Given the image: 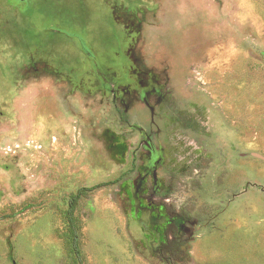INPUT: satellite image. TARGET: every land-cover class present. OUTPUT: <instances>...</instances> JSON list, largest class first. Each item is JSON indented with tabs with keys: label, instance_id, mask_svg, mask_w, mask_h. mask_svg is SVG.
<instances>
[{
	"label": "rangeland",
	"instance_id": "1",
	"mask_svg": "<svg viewBox=\"0 0 264 264\" xmlns=\"http://www.w3.org/2000/svg\"><path fill=\"white\" fill-rule=\"evenodd\" d=\"M0 264H264V0H0Z\"/></svg>",
	"mask_w": 264,
	"mask_h": 264
},
{
	"label": "trees",
	"instance_id": "2",
	"mask_svg": "<svg viewBox=\"0 0 264 264\" xmlns=\"http://www.w3.org/2000/svg\"><path fill=\"white\" fill-rule=\"evenodd\" d=\"M81 192H78L70 201L69 208H68V216L70 218V224H71V230L74 235L73 237V249L76 252L77 257L79 258L80 250H79V240H78V233H77V226L75 224V218H74V210L77 198L79 197Z\"/></svg>",
	"mask_w": 264,
	"mask_h": 264
},
{
	"label": "bare ground",
	"instance_id": "3",
	"mask_svg": "<svg viewBox=\"0 0 264 264\" xmlns=\"http://www.w3.org/2000/svg\"><path fill=\"white\" fill-rule=\"evenodd\" d=\"M193 20H194V19H193ZM206 20H207V19H206ZM197 23H198V22H197ZM204 24H205V23H204ZM204 24H203V25H204ZM197 25H198V24H197ZM206 27H207V26H206ZM209 27H211V26H209ZM189 33H190V32H189ZM189 33H188V34H189ZM209 36H210V35H209ZM198 40H199V39H198ZM188 41H190V40H188ZM200 42H201V40H200ZM203 44H204V43H203ZM189 59H190V58H189Z\"/></svg>",
	"mask_w": 264,
	"mask_h": 264
},
{
	"label": "flooded vegetation",
	"instance_id": "4",
	"mask_svg": "<svg viewBox=\"0 0 264 264\" xmlns=\"http://www.w3.org/2000/svg\"><path fill=\"white\" fill-rule=\"evenodd\" d=\"M71 35H73V37H76V34L75 33H71ZM84 47V45H82Z\"/></svg>",
	"mask_w": 264,
	"mask_h": 264
}]
</instances>
